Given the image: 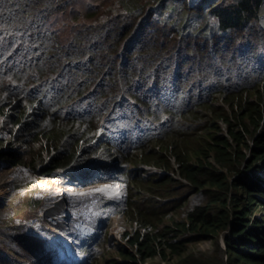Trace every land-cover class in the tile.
Masks as SVG:
<instances>
[{"label": "trees", "instance_id": "16d2710c", "mask_svg": "<svg viewBox=\"0 0 264 264\" xmlns=\"http://www.w3.org/2000/svg\"><path fill=\"white\" fill-rule=\"evenodd\" d=\"M258 54L264 57V0H0V129L12 136L0 158L37 175L80 177L104 152L106 165L120 159L126 180L127 155L136 165L168 158L181 178L149 176L139 191L158 190L165 208L183 191L217 186L224 192L205 190L210 200L181 229L189 241L230 229L225 260L179 264H264V218L255 215L264 210V76L244 84L254 91L245 131L230 127L236 115L222 101L232 89L227 80L263 66ZM175 82L183 99L158 106L157 86ZM135 111L137 126L124 121ZM173 117L187 130L181 136L191 154L177 140L164 153L151 148L172 135L154 129L133 140L135 128ZM154 241L156 234L145 236L146 254ZM0 264L27 263L0 250Z\"/></svg>", "mask_w": 264, "mask_h": 264}, {"label": "clouds", "instance_id": "9594fccd", "mask_svg": "<svg viewBox=\"0 0 264 264\" xmlns=\"http://www.w3.org/2000/svg\"><path fill=\"white\" fill-rule=\"evenodd\" d=\"M188 2V0H187ZM189 3V2H188ZM190 4V3H189ZM194 5V4H190ZM196 5V4H195ZM255 62L258 60H264V57H260V55H256L254 57ZM263 66L260 68H255V70L252 69V73L249 76L243 77L242 75H239V73H236V76H238V80H231L225 83V85H229L232 87L231 90L227 91L229 92L227 96L222 100L223 105H228L232 108V110L235 112V121L231 124L230 127H232L235 131H245L247 126L249 125L251 118L248 117V110H246V106L253 107V101L251 94L254 92L253 89H249L247 86H245V83H253L256 85L257 78L260 76H264V61L262 62ZM240 72H247V70H240ZM232 76H227V78H231ZM155 86V84L153 85ZM180 83H173L170 87L165 90L164 84H159L157 86V91L160 93L159 98H156L160 101L158 106L162 105L163 107H171L173 108L178 100L181 101L185 95H181L179 92ZM218 87V86H217ZM248 88V89H246ZM154 92L156 91V88L153 87ZM255 99L254 103H260V98L258 96L257 91H255ZM219 97L215 94L212 97L211 103L215 100H218ZM177 107V105H176ZM224 108V106H223ZM176 109V108H175ZM163 113L166 112L162 110ZM129 113V114H127ZM124 113V121L128 122L130 125L134 124V126H137V121L139 117H137V112H127ZM180 116V114H179ZM161 124H158L156 126L153 125H142L139 129L135 128L132 133V138L134 141L142 140L145 130H151L154 129L156 134L158 136H164L168 137L171 135L169 140H165V138L161 139V141L156 140L151 148L158 151L161 150L162 153H164L165 147L172 141L177 140L180 147H183L185 150H187L190 154L192 153L193 149H190L192 147V143L185 144L184 143V137L181 136L183 132H186L187 130L182 126L180 118L179 117H173V118H166L162 119ZM175 126L176 131L169 132V129L172 126ZM133 145V144H132ZM187 145V146H186ZM150 148V149H151ZM136 148L132 150L134 155H138L139 151H136ZM130 154V153H129ZM130 156L127 155V161L125 162L126 166V172H127V180L124 175H121L120 167L118 164L120 163V159L116 158L112 164L106 165L105 163H101L100 167H92L93 164H88L85 169H90L89 173L76 177V178H88L89 180L85 183L91 184L90 182L94 179H97V181H109V182H121L120 185L115 186L116 188H120L122 196L120 198L114 197L121 205H122V214L125 218V227L122 230V237L125 241L128 240V246L127 242L126 244L119 247V253L121 254V258H111L107 256V251L105 250V247L109 246L108 241L104 243L103 241H99V238L101 234L103 233L104 227L102 228V231L97 236L93 237V239H89L85 241L78 251V255L76 252H72L70 254V261L68 264H72V262H77L79 259L80 264H99L100 260H102L103 264H123L128 262H135L137 264H146L148 260L159 257L160 263L159 264H179L181 261L185 258H191V257H199L203 259V261L208 260L205 259L199 255L194 254H187L186 246L191 242L200 241L206 238H210L211 236H215V234H222V242L223 247L225 249V237L230 234V229L227 227L223 231H215V232H208L207 236H204L198 240L189 241L188 238V231L182 230V225H187L189 220V212L195 209L197 205H204L208 200H210L209 194L206 192L207 196L205 195V190L211 189V190H221L217 186H206L202 187L198 190H187L181 192V197L177 205H174L173 207L166 206L164 208L163 203L161 201V197L158 190H153L150 192V194H145L144 192H140L139 190L142 189V184L144 178H149V176H154L157 174L165 175L166 177L171 176L173 179L181 178L180 175H178L176 172L171 171V167L173 165L172 160L166 158H162V160H155L154 158L145 160L142 164L136 165V163L132 162L130 160ZM212 162L214 160L210 159ZM104 166H101L103 165ZM121 164V163H120ZM128 165V166H127ZM102 168L101 170H99ZM103 169H105L108 172H104ZM98 175V177H97ZM43 177H58V179H64L68 178L71 180V178L75 177H69L66 174L62 175H45ZM134 179H137L138 184L137 188H132L131 185H133ZM29 183H26L27 185ZM121 186L124 187L125 193L123 194V190L121 189ZM180 187L175 190L174 194L177 193V191H181L179 189ZM47 191V190H45ZM51 191V190H49ZM221 190L220 192H222ZM232 192L231 190H229ZM53 193V191H51ZM224 192V191H223ZM222 192V193H223ZM49 193V194H52ZM239 195L241 196V192L238 191ZM109 194V193H107ZM194 194H199L200 196L205 197L203 202H199L196 204H192L190 201V197ZM48 195V194H47ZM110 195V194H109ZM103 196V195H102ZM101 196V197H102ZM197 199L194 200L196 202ZM117 202V203H118ZM159 202H161L159 204ZM244 202H240L238 205V209L242 207ZM182 210L184 212V216H179L178 218H175L170 213H178ZM90 221L86 224L85 230L80 232V235H77L75 237L74 234H72L73 239H77L78 242H82L86 240V236L84 237L82 234L85 233L86 235H91L92 232L97 227V222L99 219L107 222L110 215V209L101 210L99 208V205L97 204V211L96 215L92 214L90 210H88ZM255 215L259 216L260 219L264 218V210L259 211L258 209L255 210ZM94 216L97 217V220L93 224V228L91 231H87V227L94 219ZM113 222L116 223V229L120 228V225L116 222V218ZM82 224V219L80 220V223H77V227ZM54 231H56L54 229ZM156 238L159 239V244L154 241L153 244H151L150 248L148 250L154 251L152 254H146L147 248L143 244L144 238L146 235H155ZM68 235V234H63ZM84 240H81V239ZM58 239H56L57 241ZM51 243L55 244L56 246L61 243H66L64 240L60 241L59 243L50 241ZM73 242V241H72ZM157 243V244H156ZM74 244V242H73ZM84 253V254H83ZM173 254L176 256V258L169 259L167 255ZM227 258V252L225 251ZM18 255V254H15ZM20 258H22L20 255H18ZM79 256V258H78ZM84 258V259H83ZM24 260V258H22ZM223 259V258H222ZM223 259V260H225ZM25 261V260H24ZM38 264H44L41 260H34ZM210 261V260H209ZM27 264H35L30 261H25Z\"/></svg>", "mask_w": 264, "mask_h": 264}, {"label": "rangeland", "instance_id": "374dc122", "mask_svg": "<svg viewBox=\"0 0 264 264\" xmlns=\"http://www.w3.org/2000/svg\"><path fill=\"white\" fill-rule=\"evenodd\" d=\"M200 1L188 0L190 4L194 5ZM11 137V134H8L4 129H0V147L9 148L12 141ZM101 153L97 157L100 161L92 162V167H100L101 160L104 161L105 154L104 152ZM43 176L35 174L28 167L9 166L6 161L0 158V250L5 254H18L25 261L35 264L38 263L34 260H41L44 264H68L71 251L76 252L78 255L83 243L100 234L103 226H105L99 241L101 240L104 243L108 241L109 246L105 247L108 257L120 259L119 247L126 244V242L128 246V240L125 241L121 235L125 227V218L121 212L122 205L114 198L122 196L120 188L115 187L120 185L121 182H105L94 179L90 182L91 184H87L85 182L89 180L88 178H76V176L71 180L68 178L61 179L67 189L77 187L80 190L69 195L65 194L64 207L69 211L64 212L65 209L53 208L49 212L53 219L48 220L43 214L47 213L45 202L48 201L47 199L53 198L49 194L52 192L41 190L36 183V180ZM26 183L29 184L25 185ZM121 189L124 194V187L121 186ZM195 199H197L196 202H194ZM204 199L205 197L199 194L190 197L192 204L203 202ZM97 204L101 210L110 209L109 219L107 222L99 219L92 234L86 235L83 233L82 235L86 236V240L82 238L81 240L84 241L78 242L76 238H72V234L76 237L80 235L81 231L85 230L86 224L90 221L88 210L96 215ZM169 215L178 218L184 216V212L180 210L178 213H170ZM114 217L120 225L118 229L115 228L116 223L113 224ZM81 219L82 224L77 227V223H80ZM96 220L97 217L94 216L93 221L87 227V231L92 230ZM42 225L44 229H39V226ZM222 234H215L210 238L189 243L186 246L187 254L199 255L218 263L220 258L225 259L226 257ZM56 239L58 240L56 241ZM62 240L67 242L57 246L50 242L59 243ZM38 245L42 246V252L36 247ZM167 257L169 259L176 258L173 254L167 255ZM80 261L79 259L77 262H72V264H80ZM159 263V257H156L148 260L146 264ZM99 264H103L102 260Z\"/></svg>", "mask_w": 264, "mask_h": 264}, {"label": "bare ground", "instance_id": "6f19581e", "mask_svg": "<svg viewBox=\"0 0 264 264\" xmlns=\"http://www.w3.org/2000/svg\"><path fill=\"white\" fill-rule=\"evenodd\" d=\"M36 183L38 184L39 188L41 190H51L53 191V193L51 194L53 198H49L47 199L48 201L45 202L46 204V210L47 213L43 214V216L46 219H53V217L50 216V211L53 208H61V209H65L67 212L69 210H67L66 207H64V203L66 202L65 197L71 193H76L78 192V190H80L77 187H74L73 189H67L66 186L63 184V182L58 179V177H41L39 179L36 180ZM45 199V198H44ZM39 229H44L43 225L39 226ZM37 248L40 249V252H42V246L38 245L36 246Z\"/></svg>", "mask_w": 264, "mask_h": 264}]
</instances>
